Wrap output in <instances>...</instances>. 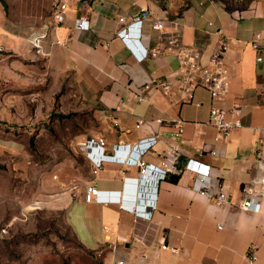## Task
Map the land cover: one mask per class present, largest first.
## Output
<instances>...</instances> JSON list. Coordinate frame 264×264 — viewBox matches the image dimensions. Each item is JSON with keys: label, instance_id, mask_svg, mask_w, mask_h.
Here are the masks:
<instances>
[{"label": "crops", "instance_id": "crops-1", "mask_svg": "<svg viewBox=\"0 0 264 264\" xmlns=\"http://www.w3.org/2000/svg\"><path fill=\"white\" fill-rule=\"evenodd\" d=\"M10 1L6 0L7 9L0 1L2 51H18L37 66L46 65L40 80L45 81L49 73L53 91L65 85L68 95L75 97L71 106L93 113L99 129L86 131L85 140L104 137L105 153L110 154L115 144L133 148L140 140L157 136L143 160L162 167L168 147L178 142L172 136L176 121H185V142H180L184 152L173 162L168 177L151 169L152 180L142 182V166L113 161L104 162L94 173L85 156L91 176L54 202L64 208L75 239L101 254L103 264H114L120 257L144 264H264V198L259 212L240 207L247 189L264 183V90L260 85L264 61H257L251 45L258 33L264 44V0L236 6L225 0H68L66 19L56 27L53 13L58 0L53 1L52 16L40 26L13 19ZM140 14H147L137 36L140 50L146 51L144 58L118 34ZM82 16L90 20L87 30L76 28ZM156 19L164 20L162 29L153 28ZM43 31L47 32L45 55L27 42L32 34ZM224 36L230 41L225 56L231 73L228 94L213 98L206 87L199 86L185 95L178 79L179 50L195 48L207 64ZM57 38L63 43H54ZM151 77L168 78L173 88L153 89L140 101L139 88ZM236 102L249 105L242 115L243 126L233 130L226 142H218L216 129L208 122L210 109ZM104 112L111 115L105 118ZM139 120L145 123L137 126ZM213 149L217 154L211 153ZM188 157L212 166L216 179L232 196L228 204H216L192 188L193 174L176 169ZM88 183L102 190H122L137 211L115 202L86 201ZM163 243L168 247L162 249ZM251 244L257 246L253 263L246 257Z\"/></svg>", "mask_w": 264, "mask_h": 264}, {"label": "rangeland", "instance_id": "rangeland-1", "mask_svg": "<svg viewBox=\"0 0 264 264\" xmlns=\"http://www.w3.org/2000/svg\"><path fill=\"white\" fill-rule=\"evenodd\" d=\"M53 1L11 0L12 18L40 26ZM34 64L18 51H0V264H103L75 239L54 203L91 176L81 143L99 123L73 107L65 85L53 91L49 73L40 80L46 65Z\"/></svg>", "mask_w": 264, "mask_h": 264}, {"label": "built area", "instance_id": "built-area-1", "mask_svg": "<svg viewBox=\"0 0 264 264\" xmlns=\"http://www.w3.org/2000/svg\"><path fill=\"white\" fill-rule=\"evenodd\" d=\"M69 7L68 0L56 1L54 8V22L56 27L66 19V10ZM147 14L136 15L133 21L124 26L118 34L125 40L138 54L140 58H144L146 51L140 50V42L137 36L141 35V25ZM154 29H162L164 27L163 19H156L152 24ZM76 28L89 29L90 20L87 16L80 17L76 22ZM47 36V32L34 33L29 37L30 43L38 49L42 54H48L43 49V40ZM261 35L258 33L252 40L251 45L257 53V61H264V44L260 41ZM132 41L136 42L134 45ZM54 43H63L60 38H57ZM230 48V41L228 37H222L217 48L213 51L209 63L203 64L201 62V53L192 47H183L179 50L178 54V79L182 83V92L185 95H191L196 87H206L213 98H224L231 85V73L229 67L225 62V56ZM3 47L0 46V51ZM260 85L264 90V79L261 80ZM173 88L172 82L168 78L151 77L149 80L141 84L139 88L138 99L144 100L146 92L153 89H161L163 91H170ZM249 105L244 102H236L231 107H222L213 105L210 109L209 124L216 129L215 140L218 142H226L232 131L243 126L242 115ZM110 112H104L103 117L107 118ZM157 121H162L160 118ZM145 123L144 120H139L137 126ZM184 124L183 119L176 121V130L172 136L178 140L177 143L168 147L169 154L164 159L162 167L146 163L143 160V154L152 149L157 142V136H151L140 140L133 148L129 144H115L112 153H105L106 141L104 137L98 140L88 138L81 143V147L90 160L93 172H97L104 162L113 161L122 165L136 164L142 166L141 181L152 180V175L149 171L156 170L162 178L168 177L173 172V162L184 152L181 143L185 142L184 139ZM212 154H217V150L213 149ZM185 170H189L193 174L192 188L213 199L216 204H228L232 200V196L224 189L221 182L216 179V175L212 171V166L197 158L188 157L184 165ZM156 177V176H155ZM128 178V177H126ZM74 185L72 189L76 188ZM123 195L122 190H102L93 183H88L84 189V198L86 201H96L101 203H118L121 207L130 209L134 212L137 211L135 203L128 202ZM264 198V183H255L246 191L240 202V207L244 210L259 212L262 207V199ZM149 219V218H146ZM4 230H0V238ZM168 244L163 243L161 248H167ZM246 257L249 262L253 263L257 259V246L251 244L246 252ZM114 264H144L143 260L134 263L128 257H120L115 260Z\"/></svg>", "mask_w": 264, "mask_h": 264}, {"label": "water", "instance_id": "water-1", "mask_svg": "<svg viewBox=\"0 0 264 264\" xmlns=\"http://www.w3.org/2000/svg\"><path fill=\"white\" fill-rule=\"evenodd\" d=\"M186 161H187V159H184V160L179 161V164H178V166L176 167V169H177V170H180V171L184 170V165H185V162H186ZM133 194H134V190L131 189V190H130V195H131V197H133Z\"/></svg>", "mask_w": 264, "mask_h": 264}, {"label": "trees", "instance_id": "trees-1", "mask_svg": "<svg viewBox=\"0 0 264 264\" xmlns=\"http://www.w3.org/2000/svg\"><path fill=\"white\" fill-rule=\"evenodd\" d=\"M2 3H3V5L5 6V8L7 9L8 8V4H7V2H6V0H0ZM94 252V251H93ZM101 255V254H100ZM102 256V255H101Z\"/></svg>", "mask_w": 264, "mask_h": 264}]
</instances>
